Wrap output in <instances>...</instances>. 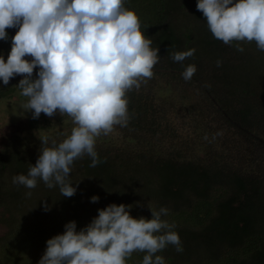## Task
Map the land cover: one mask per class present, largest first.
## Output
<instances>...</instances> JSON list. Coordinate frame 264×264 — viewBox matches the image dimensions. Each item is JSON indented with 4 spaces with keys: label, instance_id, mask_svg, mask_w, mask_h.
<instances>
[{
    "label": "trees",
    "instance_id": "trees-1",
    "mask_svg": "<svg viewBox=\"0 0 264 264\" xmlns=\"http://www.w3.org/2000/svg\"><path fill=\"white\" fill-rule=\"evenodd\" d=\"M124 6L136 11L142 31L152 40L151 47L159 49L158 62L163 60L162 64H166L157 63L154 75L172 81L183 79L184 67L197 65L192 79L185 82L202 92L204 103L195 101L185 108H177L179 113L185 114L187 122L193 123L188 125L194 128V133L187 130V135L180 137L175 128L162 130L160 121L166 122L168 114L149 102L157 97L149 98L133 88L127 93L130 113L127 126H114L107 135L96 137L95 150L101 162L95 167H90L91 158L87 155L74 161L70 180L78 183L74 185L77 190L73 196L64 197L58 186L48 188L42 180L38 179L32 191L13 184L12 178L27 174L30 164L36 163L39 150L45 147L40 138H49L47 146L53 141L61 142L46 130L49 126L62 125L67 114L57 111L55 122L46 120L44 113L38 119L31 115L8 130L3 134L1 145L7 143L15 147L8 152L4 149L8 157L0 159V168L7 166L5 169L10 174L7 181L0 178V212L3 213L0 221L4 223L0 226V264H37L46 241L63 233L67 222L76 221L79 231L98 215L97 209L110 203L132 205L130 214L138 218L144 200H151L154 210L167 205L168 215L162 218L174 222V230L181 239L182 252L169 244L157 253L164 257L165 264H264V74L259 70L264 69V55H258L252 46H244L242 42L244 50L239 52L232 44L215 39L202 12L196 8V0H188V4L184 0H125ZM6 31L9 39L0 40V53L5 59L17 29ZM191 48L195 49L194 55L183 62L172 60L171 53ZM218 59L222 61L219 67ZM36 71L34 69V77ZM21 78V75L11 78L8 85ZM168 79L167 83H172ZM3 87H0V99L15 90L21 93L17 86L7 90ZM237 95L251 99L257 96L262 100L257 117L253 114L255 108L244 102L239 103L244 107L239 112L231 110ZM167 97L168 93L162 97L166 105ZM205 101L213 106L211 111L215 114L207 110ZM206 115L212 117L214 125L226 121L228 128L234 126L240 134H248L250 157L247 147H243V158L248 160L234 163L222 149L221 142L212 141L215 132L219 133L222 128L205 131L200 121L206 119ZM67 121L72 129V119ZM118 127L123 130L124 141L116 147V140L121 141L114 132ZM25 131L32 134L31 137L19 146L14 144L16 136ZM255 131L263 136H257ZM202 136L208 137L202 139ZM100 140L111 144L113 155L107 156L108 160H104L99 151L105 148L99 144ZM236 154L239 157L238 151ZM203 165H208L209 170ZM77 167L85 170L86 181L76 180ZM118 167L123 169L124 176L132 169L135 171L136 174L129 177L132 185L140 184L139 174L144 176L145 186L137 197L129 193L126 196L115 188L114 175ZM28 192L31 195H26ZM93 195L99 196L94 203L96 206L88 202ZM45 206L49 210L46 211ZM144 255V252L134 251L127 264H141Z\"/></svg>",
    "mask_w": 264,
    "mask_h": 264
},
{
    "label": "clouds",
    "instance_id": "clouds-1",
    "mask_svg": "<svg viewBox=\"0 0 264 264\" xmlns=\"http://www.w3.org/2000/svg\"><path fill=\"white\" fill-rule=\"evenodd\" d=\"M124 5L125 0H0V40L9 39L6 29H17L7 59L0 53V83L8 85L21 75L16 86L33 119L58 111L74 124L59 143L47 146L49 138H40L45 147L36 163L27 174L13 176V184L32 189L39 179L48 188L58 186L62 196H73L78 185L70 180L74 161L87 155L95 167L101 162L96 137L127 126V93L153 77L160 56L136 11ZM196 8L215 39L239 52L242 42L264 55V0H196ZM194 53V48L176 51L171 58L183 62ZM221 64L218 59L217 67ZM196 71L188 64L181 76L187 82ZM98 200V195L90 198ZM131 208L110 203L79 231L76 221L67 222L63 233L46 241L37 264H127L134 251L145 253L141 264H165L157 253L169 244L183 251L174 222L162 218L167 207L150 208L151 219L133 217Z\"/></svg>",
    "mask_w": 264,
    "mask_h": 264
},
{
    "label": "rangeland",
    "instance_id": "rangeland-1",
    "mask_svg": "<svg viewBox=\"0 0 264 264\" xmlns=\"http://www.w3.org/2000/svg\"><path fill=\"white\" fill-rule=\"evenodd\" d=\"M188 4V0H184ZM164 62L163 60H161ZM162 62H158L159 66H164ZM157 65V64H156ZM155 65V66H156ZM197 67V65H196ZM260 73L264 74V69H259ZM154 71V70H153ZM175 75V74H174ZM175 77V76H174ZM176 78V77H175ZM179 78V77H178ZM168 77H163L161 75H153L152 78L148 79L146 83H141V86L138 88L141 92H143L144 95L149 96V98H155L153 101L149 100L150 104L154 106V108H163V110L166 112L167 115V120L166 122L160 121L162 124L161 127L164 129H171L175 128L178 131V134L180 137H183L187 135V130H190L192 133H194V128L191 129L188 124L193 125V123H189L186 121L185 114L179 113V110L177 108H185L188 104L193 103L195 101L198 102H203L204 103V96L202 92H200L196 86L194 85H189L185 82L183 79H174V81L168 79V81H171L172 83L168 82L167 83ZM18 82L13 81V83L8 86L3 87V84L0 83V87L2 86L5 90H7L10 87L18 85ZM137 89V88H136ZM8 93V92H7ZM168 93L167 97V105L163 102L162 97L165 96V94ZM189 93V94H188ZM258 95L257 93H255ZM21 93H19L18 90H15L14 92L10 93L8 96H4L3 98L0 99V159H6L8 157L7 152L13 150L12 145H1L2 140H3V134L6 133L10 129H14L17 124L25 121L29 116L32 115L31 110H27L23 107V105L26 103L27 98L22 96ZM253 99V100H252ZM247 98V96H236V102L230 106L231 110L233 112H239L242 110L244 107L242 105H239L240 102H244V104H249V106L253 107V114L254 116H258L259 112V103L262 102L261 99H259L257 96H254V98ZM252 100V102H251ZM207 110H212L214 109L213 106L208 102L205 101ZM264 104V102H263ZM235 107L233 108V106ZM245 106V105H244ZM172 109H176L174 112ZM227 112L231 115L232 113L227 110ZM211 113L215 114L214 111H211ZM57 112L54 113L52 117H48L45 115V119L49 120V122L53 121L55 122ZM193 116H196L197 119H199V116L192 114ZM214 116V115H213ZM72 119L68 114L67 117L65 118L64 122L60 126H49L48 130H46V133L54 134L59 141H62L64 138H66L67 135L70 134L71 128L67 124L69 123L67 120ZM232 118H235V115H232ZM238 119V118H237ZM158 121V120H157ZM212 117H208L206 115V119L200 121V123L206 128L205 131H214V129H219V126H221L222 130L219 129V134L215 132V137L212 140L213 142H221L222 144V149L224 152L227 153V155L231 156L233 159L234 163H242L244 159L248 160V158H243L244 156V151L243 147H247L248 152L247 155L252 151H250V142L248 140V134H240L238 130L234 129V126L228 128L227 127V122H222L221 124L214 125L215 122H212ZM197 123V122H196ZM47 124V123H46ZM158 124V122H157ZM225 124V126L223 125ZM263 125V124H262ZM261 126V125H260ZM264 126V125H263ZM121 128H117V130H114L115 134L118 136L121 141L115 142L116 147L119 146V143L124 141V135L123 132H121ZM165 132V131H163ZM262 132V130L260 131ZM38 134L39 135H42ZM165 135H168L166 132L164 133ZM255 134L257 136H263L259 134L258 131H255ZM32 135V134H31ZM30 133L27 131L19 133V135L16 136L17 140L13 141L14 144L16 145H21L23 141H27V138L31 137ZM34 137V135H33ZM32 137V138H33ZM99 137V136H98ZM123 137V138H122ZM208 137V136H202V139ZM35 138H37V135H35ZM98 140V138H96ZM101 142L99 143L101 146H104L105 148H99V151L102 152V156L104 160H108L106 157H110L113 155L111 152V144H108L106 141L100 140ZM7 142V139L5 140ZM4 149H8L7 152H4ZM113 151V150H112ZM220 150H218L219 152ZM238 151L239 157L237 156L236 152ZM110 153V154H109ZM106 158V159H105ZM5 161V160H4ZM127 162V160H125ZM232 163V162H231ZM122 164V163H120ZM233 164V163H232ZM6 166V165H5ZM4 167V166H3ZM7 167V166H6ZM0 168V178H3V180L7 181L10 177L9 172L7 169ZM204 169H208V165H203ZM239 170V167H237ZM116 173L114 175V184L115 188L123 192L127 196L126 193L132 194L133 196L137 197L139 190H143L142 186H145V180L144 176L142 174H139L138 176V185H132V182H130L129 177L133 176V174H136L135 171L132 169L129 173H126V176L123 174V169H120L119 167L116 168ZM209 170V169H208ZM74 176H76L77 181H86V173L83 168L77 167ZM34 188H32V191ZM57 190V188H56ZM56 192V191H55ZM153 198V197H152ZM89 204L96 206L94 202H91L88 200ZM128 204V203H126ZM169 205V204H168ZM154 203L151 200L143 201L142 203V209L140 211V215L147 218L151 219V211L150 208L154 209ZM167 206V205H166ZM165 206V207H166ZM2 211V209H0ZM3 214V213H2ZM0 212V218L2 216ZM17 219V218H16ZM21 221V220H19ZM4 225L2 221H0V226ZM259 235L260 232L258 233Z\"/></svg>",
    "mask_w": 264,
    "mask_h": 264
}]
</instances>
